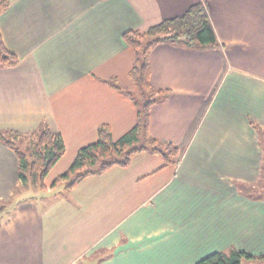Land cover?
I'll return each instance as SVG.
<instances>
[{
  "label": "crops",
  "instance_id": "1",
  "mask_svg": "<svg viewBox=\"0 0 264 264\" xmlns=\"http://www.w3.org/2000/svg\"><path fill=\"white\" fill-rule=\"evenodd\" d=\"M196 3L217 44L159 43L148 53L150 84L163 95L147 134L177 147L175 163L139 152L52 195L98 127L117 139L135 124L133 101L114 87L127 90L137 57L123 34ZM0 35L17 58L0 66V132L45 124L65 144L37 186L43 203L24 197L28 188L16 192L17 157L0 142V264H195L232 248L264 253V0H9Z\"/></svg>",
  "mask_w": 264,
  "mask_h": 264
},
{
  "label": "trees",
  "instance_id": "2",
  "mask_svg": "<svg viewBox=\"0 0 264 264\" xmlns=\"http://www.w3.org/2000/svg\"><path fill=\"white\" fill-rule=\"evenodd\" d=\"M9 6V0H0V14ZM123 40L136 51L138 62L129 71V78L138 93L147 97L142 107L137 111V122L119 138L114 139L107 125H101L97 130V139L81 147L68 169L55 179V184L74 175L68 188L74 186L82 178L99 174L108 168L118 165L127 166L133 155L146 151L161 156L163 166L175 163L178 150L172 144H162L148 136L150 108L163 95L150 84V65L148 53L159 43L181 44L188 48H208L215 46L216 37L205 6L196 3L187 10L172 18L152 26L146 32L129 30L123 34ZM147 40L146 43L144 41ZM17 63V58L4 47L0 35V66ZM115 89L123 91L131 100L132 94L114 85ZM256 127V126H254ZM261 142L264 141V129L258 128ZM21 140L19 143L16 140ZM0 142L10 148L18 161L17 182L26 186L30 180L34 185L43 187V180L51 168L65 153V144L59 132L50 130L41 124L36 130L21 134L14 131L0 132ZM24 143V144H23ZM264 151V148H263ZM116 157L101 163L95 171H82L89 165H94L98 159ZM3 205L0 206V212ZM242 261H264V253L252 255L232 248L229 252H214L195 264H241Z\"/></svg>",
  "mask_w": 264,
  "mask_h": 264
},
{
  "label": "rangeland",
  "instance_id": "3",
  "mask_svg": "<svg viewBox=\"0 0 264 264\" xmlns=\"http://www.w3.org/2000/svg\"><path fill=\"white\" fill-rule=\"evenodd\" d=\"M147 40L144 41V43H146ZM138 62V58L136 57V60H135V63L133 65H135L136 63ZM130 79V78H129ZM112 83H114V81H112ZM122 83L124 84V81L122 80ZM125 85H129L127 86V91H129L132 96L134 97V100L133 101V105L136 107L137 111L142 107L141 105L146 101L147 97L138 93L135 89V86L133 84V82L130 80L128 81ZM137 122V118L135 120L134 123ZM133 127V125L131 126V128ZM264 139V138H263ZM21 140H16L17 143H19ZM24 144V143H23ZM262 145H263V148H264V141L262 140ZM116 157H108V158H102V159H98L96 161V163L94 165H89L87 166L85 169H83L82 171H95L97 169H99L101 163L103 162H108V161H111L113 159H115ZM74 175L71 176L70 178L66 179V180H62L61 182L57 183V184H54V187L55 188L51 194H56L57 196H60L61 193L60 191H63V190H66L67 188V184H69L71 182V180L73 179ZM261 178L264 179V175L261 176ZM28 188V189H27ZM20 189H27L28 191L25 192L24 194V197H28L29 199H32V200H35V199H38L39 198V195H40V189L35 186L30 180L28 181L27 185L26 186H21V187H18L17 191L16 192H20L22 193V191ZM264 194V189H263V192ZM49 197H41L39 198L43 203H45L47 200H48ZM241 264H264V261H256V262H247V261H242Z\"/></svg>",
  "mask_w": 264,
  "mask_h": 264
}]
</instances>
